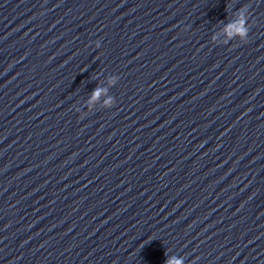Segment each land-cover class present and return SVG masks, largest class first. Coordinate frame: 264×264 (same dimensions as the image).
I'll use <instances>...</instances> for the list:
<instances>
[{
	"label": "clouds",
	"instance_id": "clouds-1",
	"mask_svg": "<svg viewBox=\"0 0 264 264\" xmlns=\"http://www.w3.org/2000/svg\"><path fill=\"white\" fill-rule=\"evenodd\" d=\"M248 8L247 6H243L237 10V18L234 21L229 22L225 28L224 32L227 34L229 39L231 38H239L241 42L247 43L249 37V25H248ZM119 77L114 75L109 79V84L115 86L118 82ZM102 91H106L104 89L97 88L92 93V100H96ZM115 104V99L113 97H109L108 101L106 102V107L111 108ZM84 114H82L83 117ZM167 259L165 260L164 264H184L183 257H176L174 255L168 256L166 253Z\"/></svg>",
	"mask_w": 264,
	"mask_h": 264
}]
</instances>
